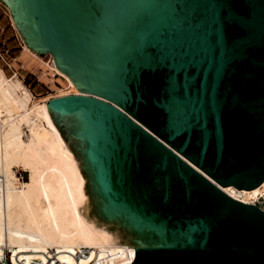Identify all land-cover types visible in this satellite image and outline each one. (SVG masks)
I'll use <instances>...</instances> for the list:
<instances>
[{
	"label": "water",
	"instance_id": "water-1",
	"mask_svg": "<svg viewBox=\"0 0 264 264\" xmlns=\"http://www.w3.org/2000/svg\"><path fill=\"white\" fill-rule=\"evenodd\" d=\"M78 92L46 103L131 264H264V0H0ZM264 208V202L262 203Z\"/></svg>",
	"mask_w": 264,
	"mask_h": 264
},
{
	"label": "bare ground",
	"instance_id": "bare-ground-1",
	"mask_svg": "<svg viewBox=\"0 0 264 264\" xmlns=\"http://www.w3.org/2000/svg\"><path fill=\"white\" fill-rule=\"evenodd\" d=\"M52 67L67 91L39 103L0 71V264L6 257L11 264H131L135 250L89 221L80 169L46 105L70 95L105 100L78 92L68 76ZM18 166L28 172L27 182H15ZM218 187L247 205L264 196V181L251 191Z\"/></svg>",
	"mask_w": 264,
	"mask_h": 264
},
{
	"label": "rangeland",
	"instance_id": "rangeland-1",
	"mask_svg": "<svg viewBox=\"0 0 264 264\" xmlns=\"http://www.w3.org/2000/svg\"><path fill=\"white\" fill-rule=\"evenodd\" d=\"M29 51L14 25L7 5L0 2V71L8 80L24 87L32 103H39L66 92V81L53 69L52 56L47 52L39 57L32 51L34 56ZM13 171L16 183L27 182L28 172L22 167L18 166ZM84 192L87 202L88 194L85 186ZM98 224L106 228L104 224Z\"/></svg>",
	"mask_w": 264,
	"mask_h": 264
},
{
	"label": "built area",
	"instance_id": "built-area-1",
	"mask_svg": "<svg viewBox=\"0 0 264 264\" xmlns=\"http://www.w3.org/2000/svg\"><path fill=\"white\" fill-rule=\"evenodd\" d=\"M263 202H264V196H259V197L257 198L256 202H255L253 205L259 206L260 209L263 210V207H262V203H263ZM7 255H8V253H7ZM86 255H87V252H86V253H80V254L76 255L75 257H76V259H79L80 257H84V256H86ZM8 263L11 264L9 258L6 257V258L3 260L2 264H8Z\"/></svg>",
	"mask_w": 264,
	"mask_h": 264
}]
</instances>
